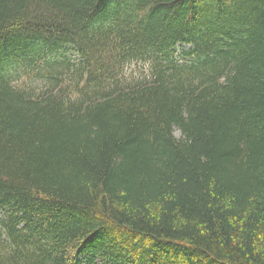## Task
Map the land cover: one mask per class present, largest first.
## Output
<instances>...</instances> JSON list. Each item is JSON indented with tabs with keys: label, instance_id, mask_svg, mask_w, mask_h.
Segmentation results:
<instances>
[{
	"label": "trees",
	"instance_id": "trees-1",
	"mask_svg": "<svg viewBox=\"0 0 264 264\" xmlns=\"http://www.w3.org/2000/svg\"><path fill=\"white\" fill-rule=\"evenodd\" d=\"M0 264H264V0H0Z\"/></svg>",
	"mask_w": 264,
	"mask_h": 264
},
{
	"label": "rangeland",
	"instance_id": "rangeland-1",
	"mask_svg": "<svg viewBox=\"0 0 264 264\" xmlns=\"http://www.w3.org/2000/svg\"><path fill=\"white\" fill-rule=\"evenodd\" d=\"M175 136H176V137H179V133H178V132H176V133H175Z\"/></svg>",
	"mask_w": 264,
	"mask_h": 264
}]
</instances>
